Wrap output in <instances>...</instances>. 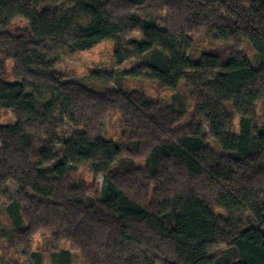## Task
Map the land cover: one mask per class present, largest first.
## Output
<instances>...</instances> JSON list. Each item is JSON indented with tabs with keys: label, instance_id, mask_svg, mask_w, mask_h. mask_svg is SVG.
I'll use <instances>...</instances> for the list:
<instances>
[{
	"label": "trees",
	"instance_id": "obj_1",
	"mask_svg": "<svg viewBox=\"0 0 264 264\" xmlns=\"http://www.w3.org/2000/svg\"><path fill=\"white\" fill-rule=\"evenodd\" d=\"M74 11L0 0V66L13 60L23 79H0V113L15 117L0 124V202L26 264H43L31 249L39 231L70 243L83 264H264L257 228L264 227V0H79ZM17 19L27 22L25 33L10 32ZM133 34L141 41L118 43L116 64L148 56L134 71L173 91L170 103L160 107L138 92L95 93L49 72L52 55ZM196 36L249 46L257 68L224 52L189 57ZM205 69L210 80L199 78ZM191 104L192 117L179 125ZM58 107L76 128L70 139L55 120ZM110 112L123 118V142L101 136ZM204 123L219 154L207 144ZM124 154L145 166L125 164ZM85 163L104 180L97 200L70 182ZM50 259L72 264L69 250Z\"/></svg>",
	"mask_w": 264,
	"mask_h": 264
},
{
	"label": "rangeland",
	"instance_id": "obj_2",
	"mask_svg": "<svg viewBox=\"0 0 264 264\" xmlns=\"http://www.w3.org/2000/svg\"><path fill=\"white\" fill-rule=\"evenodd\" d=\"M33 1V0H28ZM79 0H43L44 7L52 10L68 14L75 17L74 5ZM27 22L23 19L14 21L10 32L17 34L18 31L25 33L27 29ZM133 41H141L138 34H133L128 38L122 40L115 38L98 44L93 49L86 52L66 53L60 52L57 55H52L50 60L54 62V67L49 71L53 73L60 81L74 82L86 87L95 93H104L108 90H117L123 93L138 92L142 93L146 101H150L158 106H163L171 102L173 91L161 87L157 82L148 78L145 74L135 72V68L148 61V56H142L131 59L117 65L114 59V51L121 43L127 46ZM226 53L228 58H234L239 62L244 59H249L254 68H257V55L247 45L241 47L236 46L235 42H223L214 40L206 36L194 37L193 45L188 51V56L195 59L202 53ZM239 56H238V55ZM199 78L203 80H210L211 74L205 69L198 73ZM0 79L9 83L23 82L22 77L18 73L13 60L7 59L0 66ZM36 84V82H34ZM186 81L179 85V91L183 92L187 89ZM41 97V94H38ZM50 95H47V101ZM56 99V98H54ZM194 105L191 104L186 116L180 120L179 125L185 124L190 120L193 113ZM257 120L261 122L262 106L257 105ZM55 120L58 122L63 131V136L66 139L72 138L76 128L72 123L64 119L63 110L61 107L57 108ZM15 122L14 114L11 111H2L0 113V124H13ZM126 127L123 123V118L118 112H110L106 115L102 128L101 136L107 140L114 142H123L127 135ZM238 132V118L235 117L232 125V133ZM203 133L207 136V144L210 149L219 154L220 150L215 145L210 135L209 127L206 123L203 124ZM58 155L63 154L62 145L56 146ZM125 164L132 163L135 168H143L145 161L137 156L130 157L127 154L123 155L122 159ZM70 182L73 186L83 187L87 199L97 200L103 194L104 180L101 175H95L92 172L90 163H85L69 174ZM16 185L9 183V192L13 193L16 190ZM215 214L221 218H225L226 212L220 208L213 209ZM264 234V227H259ZM31 249L40 252L43 255V264H51L50 253L55 250H69L72 254V264H83V259L79 251L74 250L70 243L66 241H55L47 231H39L31 239ZM24 248L17 243L16 232L10 226L7 219L5 203L0 202V258L3 264H26L22 256Z\"/></svg>",
	"mask_w": 264,
	"mask_h": 264
}]
</instances>
